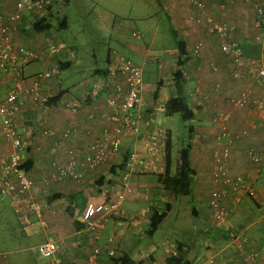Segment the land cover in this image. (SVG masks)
<instances>
[{
	"label": "crops",
	"instance_id": "1",
	"mask_svg": "<svg viewBox=\"0 0 264 264\" xmlns=\"http://www.w3.org/2000/svg\"><path fill=\"white\" fill-rule=\"evenodd\" d=\"M16 1L0 0V26L8 23L6 16L14 11ZM162 1L168 32L175 46L174 49L164 50L162 57L157 55L153 58L156 68L153 69L155 75L150 82L143 78L141 71V66L152 60V57L147 56V47L153 44L157 48L165 46V40L162 41L155 31L150 33L151 38L146 48L138 41L118 38L116 44L128 56L107 47L104 55L106 66L93 70V78L100 85L95 87L92 94L89 92L77 96L61 89L59 83L52 80L58 73L52 78L39 79L40 91L49 96L50 106L44 109L27 101L20 119L33 132L26 149V162L30 164L28 174L35 182L51 173L50 168H41L42 164H66V150L69 147L90 145L102 139L105 131L111 129L113 124L110 116L119 106L112 108L109 101L114 96L117 84L124 91L120 76L112 73L111 69L117 55H122L140 66L142 85L140 106L137 109L140 133H123L119 150L93 170H85L81 160L78 170L83 176L80 179L65 177L58 181L50 180L48 185H38L34 194L39 199V217L30 213L26 222L21 221L10 199V211L0 208V249L16 246L22 237L21 241L34 244L24 248L28 251L33 248L37 250V245L44 241H54L57 244L56 254L53 258L46 259L45 264H87L88 257L95 248L101 250L96 264H112L113 257H127L129 264H168L167 258L177 256L180 251L183 255L182 262L186 260L180 264H201L209 256L215 258L216 264H247V258L251 254L257 255L258 264H264V221L258 227L250 223L243 228L242 224L230 220L235 206L245 196H249L258 207L264 203V194L261 193L264 178L261 179L260 176L264 159L255 163L249 155L250 150L264 154V87L252 81L249 71L256 61L264 57V0H194L200 2L201 7L192 0ZM116 2V8L119 4L122 8L126 5L125 0ZM96 3L109 16L116 9L113 5ZM147 6L144 2L138 4L142 12L136 14L137 20L143 22L152 19V14L145 9ZM256 6L262 11L259 21L256 20ZM121 7L120 11L114 13L115 16L126 15ZM127 12L130 13L131 10ZM50 16V4L46 3L44 11L21 13L20 19L10 30L13 48L24 47L37 54L33 61H36L38 68L30 69L24 75L23 68L29 67L33 61L26 63L22 67V77L31 78L57 64L63 67L70 64L66 58L60 57L62 52L58 54L54 44L48 41L51 40L49 35H54L50 31L60 29L57 26L59 18H56L53 26ZM40 17H46V23L50 27L35 31L32 24ZM104 17L99 16L98 19ZM207 19L232 28L228 38L238 42L243 57L241 66L235 68L233 53H223L220 50L217 36L209 32ZM131 35L137 39L143 37L138 32H132ZM196 43L201 45L198 54L194 55L192 50ZM50 45L54 47L53 50ZM176 67L181 72L179 90L193 110V119L196 121V124H191L193 135L189 154L190 165L194 171L192 193L179 196H191L192 200L199 202L205 198L207 202L206 205H193L191 209L194 220L191 235H202V242L167 237L163 240L162 252L158 254L155 253L154 246L144 242L146 236L152 237L157 231L152 235L146 234L150 217L156 210L165 219L173 211L174 201L178 196L174 197L169 191L163 190L158 180L166 171L170 174V162L168 167L166 164V151L167 145L171 148V131L161 127L155 119L158 113L167 115L165 104L176 94L177 88L171 78V72ZM27 83V80L17 82L13 74L0 72V96H4L14 84L23 89ZM101 87L106 93L98 91ZM246 91L249 97L243 106L238 107L231 103L232 98H237ZM52 97L57 98L52 101ZM115 100L117 105L120 104L119 98ZM64 102L72 103V108L65 107ZM220 113L228 114L226 122L218 120ZM63 134L67 135V139L62 138ZM150 136L154 137L153 140H149ZM222 137L224 143H220ZM229 141V174L243 176L245 183L225 200L224 203L231 208L226 221L217 222L212 220L208 205L210 192L216 187L213 180V154ZM8 148L0 133V150L7 151ZM131 152L142 158L143 163H133L130 166ZM124 156L127 157L126 167L119 170L118 166L123 162ZM112 167H115L114 171ZM124 172L130 174L132 187L131 194L121 207V218L127 222L117 227L113 220H109L95 238L85 226V208L90 203H98L114 195ZM260 181L259 189L256 185ZM168 206L171 208L168 209ZM110 236L112 241L108 242ZM199 246L203 249V259L200 262L194 259L195 256L191 257L193 252L199 250ZM110 248L115 250V256L107 254ZM119 249L122 254L118 253ZM18 252V249L0 252V264L39 263H33L28 255Z\"/></svg>",
	"mask_w": 264,
	"mask_h": 264
},
{
	"label": "built area",
	"instance_id": "2",
	"mask_svg": "<svg viewBox=\"0 0 264 264\" xmlns=\"http://www.w3.org/2000/svg\"><path fill=\"white\" fill-rule=\"evenodd\" d=\"M191 1V0H190ZM194 2V0H192ZM202 6L200 2H194ZM44 0H17L14 3V11L6 16L7 24L0 26V72L3 74H13L17 82L27 80V85L21 89L16 84L13 85L4 96H0V133L3 141L8 145L7 151L0 150V196L9 197L14 203V210L17 217L26 222L29 214L40 216L39 199L34 194L38 185H48L49 181L62 180L65 177L80 179L83 173L79 171V165L82 160V167L85 170H93L100 163L107 160L115 154L121 145V135L129 133L138 135L140 125L138 121L137 109L140 106V91L142 85L141 71L138 66L132 63L128 58L117 55L111 65L112 73L120 76L124 91H121L120 84L114 88V96L110 99L109 104L112 108L118 109L112 113L110 120L112 126L110 130L105 131L102 139L83 147H69L66 150L67 162L60 165L57 162L42 164L41 168H50L51 173L48 176L40 178L35 182L25 169L27 147L32 136L31 127L25 122H21L22 110L26 102L30 101L36 107L46 109L50 106V98L40 91V78L48 79L56 76L58 69L52 66L31 78L22 77V67L37 58V54L24 47H14L10 42V30L14 28L23 11L33 12L41 11L45 8ZM256 20L259 21L262 15L261 8L256 6ZM209 32L217 36L218 45L223 53H233L235 68L241 66L243 57L238 47V42L228 38L231 27L207 19ZM200 43L193 46V54H198ZM53 50V46H49ZM252 81L258 86L264 87V57L255 62L250 68ZM249 97V93L242 92L237 98L230 101L233 105L243 106ZM116 98L120 99L117 105ZM64 106L72 108V103L64 102ZM220 122H226L228 114H218ZM246 133V132H243ZM223 136L225 134L223 133ZM67 139V135H62ZM153 136L149 140H153ZM230 141L213 154V180L216 187L212 189L209 196L208 205L212 220L217 222L226 221L231 208L225 202L240 186L245 183L241 175L232 176L229 174ZM250 158L255 163H260L264 159V154L256 153L254 150L249 151ZM142 164L143 159L135 152L129 156V165ZM132 192L130 174L124 172L117 183L116 193L105 198L98 203H90L86 206L83 219L86 228L93 233L95 238L98 237L100 230L109 220H113L117 227L123 226L127 221L121 218V207L125 199ZM112 241V236L108 242ZM57 244L54 241H44L37 245V250L42 259H51L57 251ZM101 253L100 248H95L94 252L88 257L87 264H96L98 255ZM109 256H115V250H107ZM256 254H251L247 258V264H258ZM37 264H45L40 262ZM201 264H216L213 256L207 257Z\"/></svg>",
	"mask_w": 264,
	"mask_h": 264
},
{
	"label": "rangeland",
	"instance_id": "3",
	"mask_svg": "<svg viewBox=\"0 0 264 264\" xmlns=\"http://www.w3.org/2000/svg\"><path fill=\"white\" fill-rule=\"evenodd\" d=\"M44 1L45 3L50 4L51 16L49 19L53 26L56 24V18H59L60 20L65 17L67 23L65 28L50 31L54 35L50 34L49 39L51 40L48 41L53 43L55 48L59 51V53L57 51L55 54H60L62 52L60 57L66 58L70 63L65 67L60 66L59 64L55 65L59 69V72L52 80L57 81L61 89L67 90L77 96H83L89 92L92 94L95 87L100 85V82L93 78V70L101 69L106 66L104 55L107 47L112 48L117 51V53L128 56L127 52L116 44L115 41L118 38L123 39L124 41L127 38L138 41L144 48H146L147 43L150 41V33H153L154 31L162 41L165 40L164 47L159 46V48H157L155 44L147 47V56L152 57V60L144 66H141V71L143 78L149 82L153 79L152 76L155 75L153 69L156 68V64L153 58L157 55L162 57L164 50H170L175 46V43L168 32L167 17L163 13L165 7L162 0H125L126 5L123 8L120 4L116 8V0ZM96 2H100L104 5H113L116 9L109 16L108 13L104 12ZM142 2L148 5L145 9L152 14V19L149 21L144 20L141 22L136 19V14L142 12L138 7V4ZM120 7L121 10L126 11L125 16H123V14L115 16L114 13L120 11ZM129 10H131L130 13L127 12ZM42 11H44V9ZM24 12L25 11L22 13ZM99 16L105 17L103 19H98ZM132 32L141 33V36L143 37L137 39L131 35ZM37 68L38 65H36V61H33L29 67L23 68V74L25 75L30 69ZM191 85H193V82H191ZM98 91L106 93L103 87ZM167 115L162 112L158 113L155 122L160 124L161 127L168 128L171 131V158L169 170L170 174L177 175L181 161L180 150L187 142L188 126L190 124H196V121L194 119L183 120L178 113H173L169 116ZM224 142V137H222L220 143ZM260 176L261 179L264 178V166L262 167ZM260 186L261 181L258 182L256 188L260 189ZM263 190L264 188L261 189L262 194H264V192H262ZM174 202L175 207L173 211L166 215V218L155 234L152 237L146 236L144 238L146 244L148 243L149 245L154 246L153 249L155 253L159 254L162 252V243L167 237H169L168 239H176L178 237L187 240L191 239L192 241L195 240L194 243H199L203 240L202 235H197V237L196 235H191V228L194 225L191 209L193 205H206L207 201H205V198L199 202L192 200L191 196H178ZM10 203L11 201L9 197L0 196V208L10 211ZM230 220L242 224L243 228L250 223L256 224V227H258L261 225V221H264V203L262 206L258 207L253 203L249 196H245L242 202L235 206ZM18 231L20 232L19 229ZM248 232L250 234V230ZM246 234L248 233L246 232ZM21 238L16 246L10 245L8 247H3V249H0V252L18 249L19 254L28 255L33 263L36 261L39 263L46 261V259H42V257L38 255L36 249L33 248L29 251L25 250V247L34 244H27L26 241H21ZM118 253L122 254L120 249L118 250ZM193 256H195L194 259H197L199 262L203 259V249H201V246H199L197 252L191 254V257Z\"/></svg>",
	"mask_w": 264,
	"mask_h": 264
},
{
	"label": "trees",
	"instance_id": "4",
	"mask_svg": "<svg viewBox=\"0 0 264 264\" xmlns=\"http://www.w3.org/2000/svg\"><path fill=\"white\" fill-rule=\"evenodd\" d=\"M49 9V7H48ZM47 18L46 17H40L36 19V21L32 24V29L35 31H40L43 29L49 28V23H46ZM58 28H65L66 27V21L65 18H61L57 24ZM171 78L174 80L175 87L177 88L176 94L171 97L165 104V113L168 115H171L173 113L180 114L181 118L183 120H191L194 118L193 110L187 105L182 92L179 90V83H181V72H179L178 68H174V70L171 72ZM58 97V96H57ZM57 97H52L51 100H55ZM193 135V125H189L187 129V142L180 150V168L179 172L176 176H171L168 171L162 176L159 177V183L161 184L163 190L169 191L172 193L174 197L179 195H190L192 193V177L194 175V171L191 168L190 165V150H191V139ZM130 156V153H129ZM170 160V146L167 145V151H166V164L167 167L169 166ZM126 161L127 157L124 156L123 162L118 166L119 170H123L126 167ZM25 169L30 168L29 162H26L24 165ZM115 170V167H112V171ZM57 197V196H55ZM170 209L171 207L168 206ZM164 216L162 214H159L156 210L153 211L149 226L146 229L147 235H152L159 227L161 222L163 221ZM178 250L180 251V248L178 246ZM183 255L181 254V251L178 252L177 256H169L167 258L168 264H180L184 263L182 262ZM112 264H129V260L127 257H113Z\"/></svg>",
	"mask_w": 264,
	"mask_h": 264
}]
</instances>
